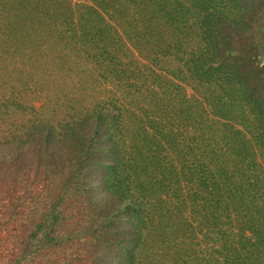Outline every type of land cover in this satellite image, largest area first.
<instances>
[{
    "label": "trees",
    "instance_id": "1",
    "mask_svg": "<svg viewBox=\"0 0 264 264\" xmlns=\"http://www.w3.org/2000/svg\"><path fill=\"white\" fill-rule=\"evenodd\" d=\"M0 264H264V0H0Z\"/></svg>",
    "mask_w": 264,
    "mask_h": 264
},
{
    "label": "rangeland",
    "instance_id": "2",
    "mask_svg": "<svg viewBox=\"0 0 264 264\" xmlns=\"http://www.w3.org/2000/svg\"><path fill=\"white\" fill-rule=\"evenodd\" d=\"M75 1H81V0H75ZM86 1V0H82ZM193 211L191 213H194L193 219V226L191 228V232L189 233V239H194L195 241H201L200 245L207 249L208 245V214L205 212L203 208L200 207V205L195 206L192 208ZM190 220L192 221L191 217ZM207 256V255H206Z\"/></svg>",
    "mask_w": 264,
    "mask_h": 264
}]
</instances>
